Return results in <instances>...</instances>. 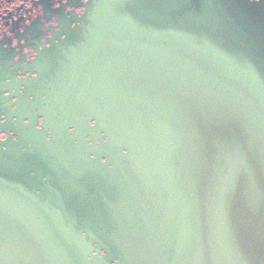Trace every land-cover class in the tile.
Masks as SVG:
<instances>
[{"label": "water", "instance_id": "obj_1", "mask_svg": "<svg viewBox=\"0 0 264 264\" xmlns=\"http://www.w3.org/2000/svg\"><path fill=\"white\" fill-rule=\"evenodd\" d=\"M75 21L42 129L0 138V264H264V0Z\"/></svg>", "mask_w": 264, "mask_h": 264}, {"label": "flooded vegetation", "instance_id": "obj_2", "mask_svg": "<svg viewBox=\"0 0 264 264\" xmlns=\"http://www.w3.org/2000/svg\"><path fill=\"white\" fill-rule=\"evenodd\" d=\"M86 1L0 0V126L6 127L0 138L6 139L10 123L27 113L36 116V127L42 129L45 118L39 113L49 108L46 93H57L46 89V81L60 80L64 66L72 62L67 54L79 29L75 18ZM72 136L69 143H94L90 134L84 139Z\"/></svg>", "mask_w": 264, "mask_h": 264}]
</instances>
